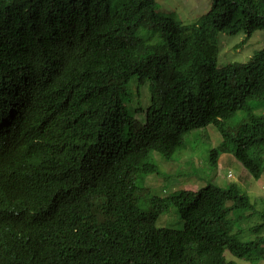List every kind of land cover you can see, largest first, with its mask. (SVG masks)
Returning <instances> with one entry per match:
<instances>
[{"label": "trees", "instance_id": "1", "mask_svg": "<svg viewBox=\"0 0 264 264\" xmlns=\"http://www.w3.org/2000/svg\"><path fill=\"white\" fill-rule=\"evenodd\" d=\"M264 29V0H214L193 23L157 0H0V264H239L264 235L240 185L160 196L143 183L195 130L216 125L257 180L264 173V48L218 64V32ZM150 82L140 126L123 95ZM239 110L228 132L223 121ZM221 151L214 148L210 163ZM142 180V183L140 181ZM144 205H147L144 208ZM176 206L182 229L159 228ZM263 222L251 229L257 234ZM249 218V219H248ZM251 218V219H253Z\"/></svg>", "mask_w": 264, "mask_h": 264}, {"label": "rangeland", "instance_id": "2", "mask_svg": "<svg viewBox=\"0 0 264 264\" xmlns=\"http://www.w3.org/2000/svg\"><path fill=\"white\" fill-rule=\"evenodd\" d=\"M114 9L119 0H109ZM214 0H157L158 10L164 14L176 15L184 23H193L201 15L205 14ZM218 64L229 62H246L258 51L264 48V29L255 31L248 36L244 31L231 35L218 32ZM125 103L132 109L140 126L144 125V113L152 104V92L150 82H142L138 76H134L126 92L123 95ZM251 112L264 115V99H254L248 102ZM247 111L239 110L230 119L223 121L227 133L233 131L234 126L243 121ZM233 141L223 135L222 131L214 124L206 128L193 131L185 139V147L176 152L174 158L166 160L157 152H151L152 159L159 165V174L145 176L143 183L151 188L155 195L171 196L182 194L185 189H199L206 183L214 182L226 186L235 182L245 191L255 203L258 216L236 224L237 229L246 227L247 236H241V240L255 238L264 235V228L257 234L252 232L253 226L263 222L259 213L264 210V173L260 179H255L246 168L234 157L230 148ZM217 148L221 151L216 165L210 163V153ZM142 183V180L140 181ZM147 205H144L146 208ZM253 218V219H251ZM159 228L182 229L184 221L176 206H171L162 213L157 221ZM261 252L262 259L247 261L234 257L229 251L228 258H232L239 264H264V248Z\"/></svg>", "mask_w": 264, "mask_h": 264}]
</instances>
